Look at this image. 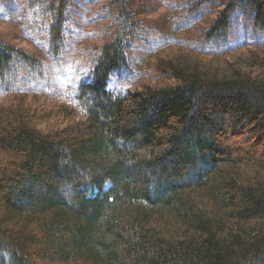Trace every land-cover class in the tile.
<instances>
[{"label":"trees","instance_id":"trees-1","mask_svg":"<svg viewBox=\"0 0 264 264\" xmlns=\"http://www.w3.org/2000/svg\"><path fill=\"white\" fill-rule=\"evenodd\" d=\"M27 1L63 50L74 0ZM213 1L195 31L202 1L167 19L158 0H107L119 20L89 78L43 118L22 96L37 92L3 88L0 264H264V43L226 45L239 7L264 28V0ZM1 41L0 78L35 65ZM138 49L130 88H108Z\"/></svg>","mask_w":264,"mask_h":264},{"label":"rangeland","instance_id":"rangeland-1","mask_svg":"<svg viewBox=\"0 0 264 264\" xmlns=\"http://www.w3.org/2000/svg\"><path fill=\"white\" fill-rule=\"evenodd\" d=\"M200 1L203 4L198 5L193 12L195 14L193 27L195 31H199L205 29L208 19H213L217 11L222 9L221 1L214 3L213 0H158L160 5L158 11L165 13L168 19L170 11L175 9L177 16L182 17L185 11L192 10ZM106 2L107 0H74L70 5L63 31L64 48L55 52L49 48L46 27L34 14V8H29L27 0H0L1 42L30 53L36 59L32 67L16 65L15 72L13 70L4 78H0V101L10 99V95L1 96L4 87L8 90L21 88L37 92L38 95L28 93L22 96L41 109L35 108L39 117L43 118L42 115L53 113L54 106L57 105L49 99L50 94L59 91L68 97L73 95L78 81L89 78L88 71L98 53L99 45L112 34L113 27L118 23L119 19L114 18L115 13L107 8V4H104ZM247 12L242 7L234 10L227 46L243 45L239 49L241 50L250 47V44L264 43V28L254 27L251 23L252 12L251 10L248 12L250 21ZM167 25L166 22L165 26ZM144 53L145 51L141 49L134 54L130 53L128 68L120 66L113 70L108 88L115 92L130 88V79L138 68L143 70V65L149 57H145ZM126 71H130V74H125ZM13 77L14 79H11ZM47 119L50 124L54 120L61 122V119H56L54 115Z\"/></svg>","mask_w":264,"mask_h":264}]
</instances>
